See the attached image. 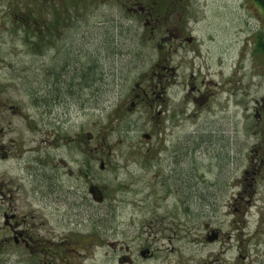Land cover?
Listing matches in <instances>:
<instances>
[{
    "label": "rangeland",
    "instance_id": "rangeland-1",
    "mask_svg": "<svg viewBox=\"0 0 264 264\" xmlns=\"http://www.w3.org/2000/svg\"><path fill=\"white\" fill-rule=\"evenodd\" d=\"M144 1L169 21L154 33L124 0H0V264H233L236 238L206 239L231 234L235 201H251L264 10ZM166 59L178 84L150 108L136 87ZM203 84L216 100L194 108ZM12 216L45 252L16 248Z\"/></svg>",
    "mask_w": 264,
    "mask_h": 264
},
{
    "label": "flooded vegetation",
    "instance_id": "flooded-vegetation-1",
    "mask_svg": "<svg viewBox=\"0 0 264 264\" xmlns=\"http://www.w3.org/2000/svg\"><path fill=\"white\" fill-rule=\"evenodd\" d=\"M124 2L123 7L127 10L128 18L135 21L136 24L143 21V26L147 31L154 33L156 28L169 22H165L163 19V10L157 9V2H153L151 5L146 4L144 0H124ZM166 13H173V11H168ZM187 42L189 45H192L194 40L190 38ZM31 45L33 46V43H31ZM157 68L159 72H154L151 79L156 80V84H150L147 87V91H144L139 85L136 87L142 92V98L140 94L136 96L137 101H140V103L150 98L148 91H150L151 96L156 98V101L147 102L150 108H153V104L156 102L160 103L165 101L164 98L168 92L165 90H170L172 86L178 84L176 80L179 77L178 68L171 67L167 59L164 64L158 65ZM191 78H194V74L191 75ZM216 97V93H213L211 90V85L205 86L203 84V89L196 87L191 88L190 92L187 94L186 101L190 100L194 108L205 109L215 102ZM201 102H205L206 104L201 107L199 106ZM137 105L140 104L135 102L132 103L130 111H134ZM1 106L2 104L0 107ZM11 109L14 110L13 107ZM13 113L16 114L18 112L14 111ZM162 114H164V112L158 111L159 116ZM252 115L257 125L256 129L258 130L257 133L254 134V137L262 135L263 138H257L253 145L252 155L254 158L252 159V170L250 171V169H248L243 173L244 177L247 179L246 182H250L249 187L252 189V193L249 199H251V201L248 200V197L240 198L241 201H235L234 208L236 214H239L240 217L233 223L234 229L231 230V234L224 233L220 230H210V232H214V235L206 239V242L214 238L218 241L225 240L230 243L231 240L236 238L238 250L233 264H264V130L262 129V125L264 124V98L255 102ZM160 129L161 132H163L164 129L161 127ZM163 133L165 134V132ZM2 150L4 149L2 148ZM62 166L67 171L69 177L73 178L75 174L69 168V165L62 162ZM85 178L88 177L85 176ZM89 193L91 194V189ZM254 209L257 210V212L251 213ZM253 215H256V217L254 221H251L250 217ZM5 226L10 227V229L12 227V240L16 248L25 249L33 253L45 252L44 250H40V246L36 244V238L31 234L33 230L28 228L29 224L25 218L22 220L15 216L6 218ZM245 231L248 233V240L246 241L247 250H245V242L243 241L244 236H246ZM233 232H236V234Z\"/></svg>",
    "mask_w": 264,
    "mask_h": 264
},
{
    "label": "trees",
    "instance_id": "trees-1",
    "mask_svg": "<svg viewBox=\"0 0 264 264\" xmlns=\"http://www.w3.org/2000/svg\"><path fill=\"white\" fill-rule=\"evenodd\" d=\"M254 2H257L261 8L264 10V0H253ZM40 41H43L42 38H39ZM257 43H256V50L260 52H264V34L260 33L257 36Z\"/></svg>",
    "mask_w": 264,
    "mask_h": 264
},
{
    "label": "water",
    "instance_id": "water-1",
    "mask_svg": "<svg viewBox=\"0 0 264 264\" xmlns=\"http://www.w3.org/2000/svg\"><path fill=\"white\" fill-rule=\"evenodd\" d=\"M205 104H206L205 102H201V103H199V106L203 107ZM146 140L149 141L150 140V137L147 136L146 137ZM103 169H104V164H101V170H103ZM91 193H92V195L94 197H96L98 195V190L96 188H92L91 189ZM99 195H100V192H99ZM99 201H101V199ZM214 240H215L214 238H211L209 240V242H213Z\"/></svg>",
    "mask_w": 264,
    "mask_h": 264
}]
</instances>
